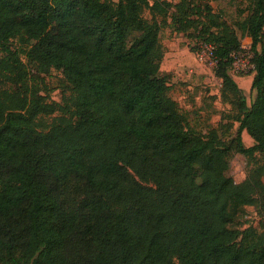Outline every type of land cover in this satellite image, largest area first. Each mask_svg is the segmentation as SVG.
<instances>
[{
	"label": "trees",
	"instance_id": "16d2710c",
	"mask_svg": "<svg viewBox=\"0 0 264 264\" xmlns=\"http://www.w3.org/2000/svg\"><path fill=\"white\" fill-rule=\"evenodd\" d=\"M167 24L212 46L238 122L228 142L193 130L169 96ZM238 28L249 101L231 75L240 39L204 0H0V264H264V219L234 225L264 171L224 175L232 151L264 157V0ZM51 68L68 83L61 102L39 93Z\"/></svg>",
	"mask_w": 264,
	"mask_h": 264
},
{
	"label": "rangeland",
	"instance_id": "374dc122",
	"mask_svg": "<svg viewBox=\"0 0 264 264\" xmlns=\"http://www.w3.org/2000/svg\"><path fill=\"white\" fill-rule=\"evenodd\" d=\"M204 1L235 29L240 39L241 50L235 55L231 75L249 101L253 94L251 39L238 28V22L248 13L251 0ZM143 16L149 19L151 15L145 10ZM167 22H170V18ZM159 42L163 50L160 70L168 77V94L176 101L189 126L202 134L215 129L221 140L225 142L235 137L238 127V122L232 118L235 111L233 106L221 96V80L214 73V61L209 57L205 44L185 33L173 30L170 24L160 29ZM11 46L18 47L19 42L13 40ZM28 70L36 74L33 66L28 65ZM37 77L40 81L39 93L47 101L61 102L62 93L68 86L62 71L51 68L47 73L38 72ZM55 115L57 113L53 116ZM51 118V116L44 118L45 122L50 123ZM242 140L245 146L253 144L246 133H242ZM255 170L257 171L253 172ZM262 171H264V157L258 151L252 154L232 151L228 167L224 171L225 185L241 183L249 174H258ZM260 179L262 186L255 195L257 201L253 205L244 206L240 211L234 222L237 228L242 229L247 226L259 228L264 219V177L260 175Z\"/></svg>",
	"mask_w": 264,
	"mask_h": 264
},
{
	"label": "built area",
	"instance_id": "2783aa9c",
	"mask_svg": "<svg viewBox=\"0 0 264 264\" xmlns=\"http://www.w3.org/2000/svg\"><path fill=\"white\" fill-rule=\"evenodd\" d=\"M205 46H206V48L208 49V55H209V57L212 59V55H213V52H212V46H210V45H206L205 44Z\"/></svg>",
	"mask_w": 264,
	"mask_h": 264
}]
</instances>
